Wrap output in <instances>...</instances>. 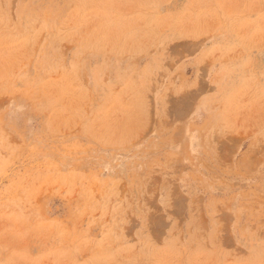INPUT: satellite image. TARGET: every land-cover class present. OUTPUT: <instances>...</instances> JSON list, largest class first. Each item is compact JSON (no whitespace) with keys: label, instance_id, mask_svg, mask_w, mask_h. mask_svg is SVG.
Wrapping results in <instances>:
<instances>
[{"label":"rangeland","instance_id":"1","mask_svg":"<svg viewBox=\"0 0 264 264\" xmlns=\"http://www.w3.org/2000/svg\"><path fill=\"white\" fill-rule=\"evenodd\" d=\"M0 264H264V0H0Z\"/></svg>","mask_w":264,"mask_h":264}]
</instances>
